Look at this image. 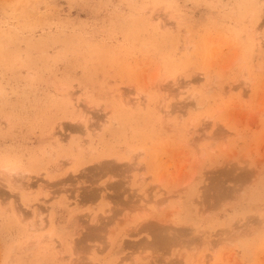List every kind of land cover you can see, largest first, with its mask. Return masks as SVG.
Instances as JSON below:
<instances>
[{
    "label": "rangeland",
    "instance_id": "374dc122",
    "mask_svg": "<svg viewBox=\"0 0 264 264\" xmlns=\"http://www.w3.org/2000/svg\"><path fill=\"white\" fill-rule=\"evenodd\" d=\"M0 264H264V0H0Z\"/></svg>",
    "mask_w": 264,
    "mask_h": 264
}]
</instances>
